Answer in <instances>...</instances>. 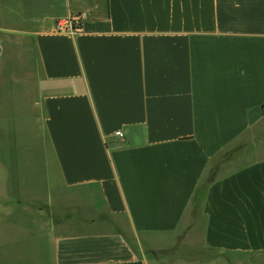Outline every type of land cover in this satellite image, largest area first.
Masks as SVG:
<instances>
[{"label":"crops","instance_id":"1","mask_svg":"<svg viewBox=\"0 0 264 264\" xmlns=\"http://www.w3.org/2000/svg\"><path fill=\"white\" fill-rule=\"evenodd\" d=\"M2 74L0 264H264V0H0Z\"/></svg>","mask_w":264,"mask_h":264},{"label":"rangeland","instance_id":"2","mask_svg":"<svg viewBox=\"0 0 264 264\" xmlns=\"http://www.w3.org/2000/svg\"><path fill=\"white\" fill-rule=\"evenodd\" d=\"M12 84V82L5 80L4 75L2 74L0 79V95L2 96L1 103L5 105L4 107H6V109H8V119L6 122L7 128H0V147H4V142L9 145V150L12 152H19V149L27 147L29 150L28 155L16 156L21 157L23 161H25L24 164L29 165L28 168H30V164L34 165L38 162H41L44 165V162L41 161L43 156L40 155V150L46 147L43 140L44 133L39 130V123L35 122V118H33L32 122L30 119L28 120L30 115L29 112L27 113L25 108L21 109L20 104L15 101L17 93L15 94L12 87H10ZM30 100L31 99H28L29 103ZM31 117L32 116H30V118ZM8 158L13 165L20 163V161L15 160L14 155ZM44 187L47 188L46 185L40 187V194L46 193ZM14 237H16L15 234ZM141 239L146 241H144L146 245V253L151 254L152 247L150 246V241L154 239H148L146 236H142ZM20 257V253H16L12 256V258L17 259Z\"/></svg>","mask_w":264,"mask_h":264},{"label":"built area","instance_id":"3","mask_svg":"<svg viewBox=\"0 0 264 264\" xmlns=\"http://www.w3.org/2000/svg\"><path fill=\"white\" fill-rule=\"evenodd\" d=\"M86 18V13H81L75 17L59 20L57 21L54 30L56 32H67V31H77L80 28L82 20ZM117 136L122 137L121 132L116 133Z\"/></svg>","mask_w":264,"mask_h":264}]
</instances>
